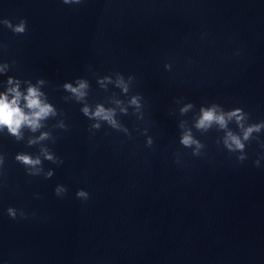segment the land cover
<instances>
[{"label": "water", "instance_id": "95a60500", "mask_svg": "<svg viewBox=\"0 0 264 264\" xmlns=\"http://www.w3.org/2000/svg\"><path fill=\"white\" fill-rule=\"evenodd\" d=\"M263 38L264 0H0V92L53 109L0 130V264H160L218 125L197 128L201 109L224 113Z\"/></svg>", "mask_w": 264, "mask_h": 264}, {"label": "clouds", "instance_id": "9594fccd", "mask_svg": "<svg viewBox=\"0 0 264 264\" xmlns=\"http://www.w3.org/2000/svg\"><path fill=\"white\" fill-rule=\"evenodd\" d=\"M69 2L70 0H64V3ZM75 2L78 3L79 0H75ZM4 23L12 32L16 34H23L26 30V21L24 20H21V22L16 25H12L11 22L7 20L4 21ZM8 83H13L11 78H9ZM117 83L123 85L124 90L127 91V86L124 85L122 79L118 80ZM65 87L71 92L77 94L78 96H83L84 92L82 90L86 88V83L80 81L77 87H73L71 84H66ZM9 94H11V97L9 96ZM40 95L41 94L39 93L38 89L31 85L28 87L27 93L22 94L19 91L18 82L13 85V87L8 88L6 92H0V130L6 127L8 129V132L11 135L15 136L17 139L21 137L22 126H27L32 131H35L40 126L39 121L53 112L51 105L41 102L39 98ZM22 96L25 101L23 105H21L19 102ZM131 103L138 104L137 98L133 97ZM189 107H191V105H186L184 108L181 109V111H187ZM25 108L29 111H24ZM83 111L85 115H89V111L87 108H84ZM91 115H94L97 118L107 120L114 127L117 126L116 121L113 118L114 113L112 110H105L103 107H98L96 111ZM226 116L227 119H231L233 117L236 118L238 124H240L243 129L242 138L244 141L249 140L252 137L253 132L258 133L260 132L261 128L264 127V122H261L260 124H252L244 128L242 124L244 116L240 109H236L235 111H231L227 114H224L217 113L215 106L207 109H201V116L197 121L196 127L207 128L215 122L218 123L222 128H224L227 126ZM94 127H99V125H95ZM45 136L46 134H42L40 139L45 138ZM180 142L185 146H190L193 143H198L192 138L190 132H186L182 136ZM225 142L229 148L235 146L236 149H244V143L242 142L241 137L236 134H233L231 131L228 132V136ZM29 143H34V141H29ZM149 143H151V141H149ZM45 156L47 159L53 160V162H63L61 159L54 160L52 155L47 152H45ZM241 159H243V157H241ZM15 160L27 167H35L36 165L41 163L39 157L34 158L27 153H17L15 155ZM0 163H3V157H0ZM50 174L51 173H49V175ZM60 191L61 189L57 188V193H59ZM87 195L88 193L84 190H79L77 192V196L80 197L86 198ZM8 211L10 215L15 216V212L12 208H9Z\"/></svg>", "mask_w": 264, "mask_h": 264}]
</instances>
